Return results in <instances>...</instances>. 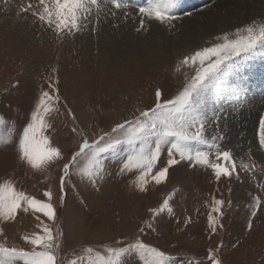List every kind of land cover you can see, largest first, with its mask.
Here are the masks:
<instances>
[{
    "label": "rangeland",
    "instance_id": "1",
    "mask_svg": "<svg viewBox=\"0 0 264 264\" xmlns=\"http://www.w3.org/2000/svg\"><path fill=\"white\" fill-rule=\"evenodd\" d=\"M230 1L181 0L179 19L171 24L176 35L172 32L163 40L150 33V46L141 47L108 34L115 27L112 20L134 22L136 26L132 27L137 28L133 19L122 22L102 15L98 27L93 24L85 31L64 35L47 28L30 13H20L29 0H0V116L8 121L3 133L6 140L14 128L12 143L0 146V182L10 180L18 190L37 199L46 200L43 193L51 191L57 211L55 224L31 210L19 211L15 221L3 224L0 243L31 250L23 237L41 231L36 219L40 216L54 231L63 232L58 256L65 264L71 259L88 264L97 253L106 256L109 247L127 246L137 239L165 251L173 264H210L209 249L222 264H264V149L259 147L258 132L253 136V145L239 143L238 148L230 139L222 144L232 150L240 179L234 173L218 182L210 168L184 163L185 170L197 179L185 173L178 176L169 169L166 182L151 183L147 192H140L133 183L138 173H120L121 163L133 151L125 144L104 154L105 174L99 183L93 185L73 175L64 191L60 190L63 165L79 151L85 138L91 142L101 134H111L117 124L153 108L157 89L163 93L161 102L176 98L197 67L182 65L181 61L212 46L215 37L226 33L225 19L237 8L232 11L229 5L221 4ZM37 2L31 0L34 6ZM255 54H259L257 60ZM255 54L236 58V67L226 77L236 82L242 76L245 95L257 100L264 96V81H257V76L264 73V53L258 50ZM250 67L253 74L247 70ZM50 76L58 77L62 100L59 112L47 118L53 127L45 129L44 135L61 149L63 159L40 172L19 158L17 144L41 92L48 90ZM224 97L221 103L227 101ZM65 106L71 109L75 121ZM262 109H258V122L264 115ZM221 122L224 124V120ZM80 162L86 163L83 158ZM242 162L255 167L245 171ZM174 190L178 191L170 209L155 219L152 229L145 228L141 233L152 217L149 210L158 207ZM256 196L261 197V207L253 217L250 205ZM213 197L225 200L223 215L218 216L223 227L214 234L207 219ZM88 248L91 253L86 251ZM126 260L127 264H143V257L134 251L127 254Z\"/></svg>",
    "mask_w": 264,
    "mask_h": 264
},
{
    "label": "snow or ice",
    "instance_id": "2",
    "mask_svg": "<svg viewBox=\"0 0 264 264\" xmlns=\"http://www.w3.org/2000/svg\"><path fill=\"white\" fill-rule=\"evenodd\" d=\"M180 6L181 0H38L35 6L29 0L20 9V13H30L58 34L74 35L87 30L89 25L98 27L102 23V15L105 19H133L138 23L136 31L146 30L153 21L171 25L179 19L177 12ZM215 40L212 46L203 47L183 58L182 65L197 67L191 81L175 99L161 102L163 93L157 89L153 108L141 112L133 120L126 119L117 124L111 134H101L91 142L85 138L79 151L63 165L61 192L73 175L93 185L99 183L105 174L104 154L125 144L131 146L133 151L121 163L120 173H138L133 183L140 192H147L151 183L160 185L166 182L169 169H174L182 162L188 167L210 168L218 182L222 177L231 178L234 173L236 179H240L232 150L226 144L222 146L226 141V133L221 121L226 120L223 113L227 108L223 104L238 101L246 89L239 85L229 88L222 85L226 75L236 67V58L251 56L264 49V22L253 21L236 28L233 33L226 32L217 36ZM56 71L53 69L54 73ZM58 85V77L50 76L48 90L41 92L39 103L31 112L30 122L22 128L18 139L19 158L31 169L40 172L63 159L61 149L44 135L45 129L53 127L47 118L54 117L60 110L62 97ZM226 91L231 94V101L221 103L219 98ZM65 108L75 121L71 109ZM7 123L0 116V146L12 143L14 128L9 132L7 140L3 134ZM72 131L76 132L77 128L73 127ZM258 139L260 149H264V117L259 121ZM213 155L215 160L211 159ZM81 158L86 163L81 164ZM241 167L251 171L255 165L242 162ZM176 191L169 194L158 207L149 210L152 217L140 229L141 233L145 228L152 229L155 219L170 209ZM43 196L47 199H37L18 190L10 180L0 182V236H4L3 224L15 221L19 211L27 213L31 210L55 224L57 211L52 203L53 193L45 191ZM224 204L225 200L212 198L207 219L213 234L223 227L218 216L223 215ZM250 207L251 216H256L261 207V197H254ZM36 219L40 221L37 227L41 231L23 237L32 246L31 250L0 243V264H65L58 256L63 232L54 231L49 223L40 220V216H36ZM248 227L251 228V221ZM86 251L91 253L92 249ZM133 251L143 257V264H173L165 251L139 239L127 246L109 247L106 256L97 253L96 259L89 258L88 264H127V254ZM207 258L210 264H222L212 249L208 250ZM68 264H83V260L71 259Z\"/></svg>",
    "mask_w": 264,
    "mask_h": 264
},
{
    "label": "bare ground",
    "instance_id": "3",
    "mask_svg": "<svg viewBox=\"0 0 264 264\" xmlns=\"http://www.w3.org/2000/svg\"><path fill=\"white\" fill-rule=\"evenodd\" d=\"M225 4L229 5V8H233L232 11H235L234 9L237 8L236 12H234L231 17L228 16L225 19L228 22V24H226L224 28V31L226 32L227 30H229L228 31L229 33H233L236 30V28L242 27L253 21L257 23L264 22V0H231L230 2H225L224 4H221V5H225ZM201 18L200 19L198 18V20H202ZM114 20H112L110 23H112L115 27L110 28L108 34L111 32L112 35H115L114 38L118 37L116 39L122 40L127 43H129L130 41L131 43L137 44L141 47L150 46L151 43L148 41L150 33H155L159 35L163 40H165L164 38H167V36L171 34L173 30H175V28H171V25L160 24L159 22L153 21L147 26L146 30L136 31V28L132 27V26L134 27L136 26L134 22H129V24L127 23L122 24L118 22L117 20L115 21ZM190 20H193V19H190ZM136 24L138 25V23ZM260 51H263L264 53L263 49H260ZM258 55L259 54H255V59ZM247 70L252 74L254 72L252 71L253 67H250ZM255 71H258V70L255 69ZM263 76H264V73L262 74V76H257V81H259L260 83H263L264 81ZM254 83L256 84V81ZM233 85H239L241 88L245 89L242 76L241 77L238 76L236 82L233 81L232 77H230L229 79H227L226 77L225 83L222 86L225 88H229ZM244 92L238 101H234L231 104H228V103L223 104V106L227 108V111L223 114L225 115V117L228 118L227 120H224V124H223L224 132L226 133V140L230 139L231 143L235 144V147H238L239 143L243 145H245L246 143H251V145H253L252 144L253 136L254 134L258 132L257 130V124L259 123L258 116H261L258 114V109H262L264 107V104H263L264 96L262 97L261 95L259 98H257V100L252 99V98L250 99V97L248 95H245L246 93ZM222 94L223 95L220 96L219 100L221 99V97L225 96L224 98L227 101H231V94L229 92L226 91ZM236 105H238V107H236ZM262 111H264V108L262 109ZM243 136H246V138H244ZM238 148H241V147H238ZM183 166H185L184 163H181L180 165L175 166L174 171L176 175L179 176V173L182 175L183 173H185L187 177L190 176V177L197 179L196 178L197 176L191 175L190 172L186 171ZM73 216L76 217V215L74 214ZM79 222L80 221L76 219L77 225L79 224ZM36 223L38 222H35V224Z\"/></svg>",
    "mask_w": 264,
    "mask_h": 264
}]
</instances>
